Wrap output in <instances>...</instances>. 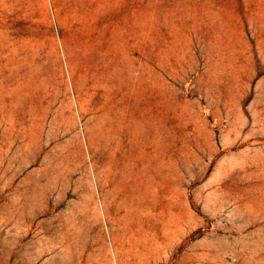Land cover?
I'll use <instances>...</instances> for the list:
<instances>
[{
  "label": "rangeland",
  "instance_id": "rangeland-1",
  "mask_svg": "<svg viewBox=\"0 0 264 264\" xmlns=\"http://www.w3.org/2000/svg\"><path fill=\"white\" fill-rule=\"evenodd\" d=\"M0 264H264V0H0Z\"/></svg>",
  "mask_w": 264,
  "mask_h": 264
}]
</instances>
